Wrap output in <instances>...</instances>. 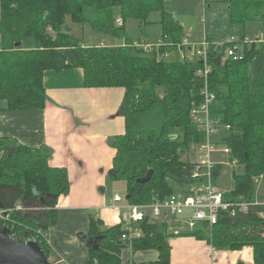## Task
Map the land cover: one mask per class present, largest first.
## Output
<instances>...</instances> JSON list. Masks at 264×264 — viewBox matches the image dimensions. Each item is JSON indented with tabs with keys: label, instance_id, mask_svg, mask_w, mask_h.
Instances as JSON below:
<instances>
[{
	"label": "trees",
	"instance_id": "1",
	"mask_svg": "<svg viewBox=\"0 0 264 264\" xmlns=\"http://www.w3.org/2000/svg\"><path fill=\"white\" fill-rule=\"evenodd\" d=\"M166 1L0 0V100L6 101L9 109H43L48 100L44 84L48 70L82 68L84 87L125 89L120 113L126 118V132L111 140L117 154L109 179L127 182L126 198L133 204H150L154 197L163 200L180 190L187 192L198 182L192 177L193 159L183 156L203 138L191 112L203 101L206 81L198 71L204 64L177 55L160 61L158 51L147 53L129 39L113 46H83L80 38L64 31V25L69 16L74 22L89 23L96 31L124 37L128 19L148 25L155 22L151 15L159 13V38L169 42L159 52L173 53L186 32L166 8ZM222 1L229 5L233 24L264 22V0ZM208 40L207 80L216 96L210 111L231 125L222 142L232 148L231 157L242 168L233 172V186L225 191V201L235 203L242 198L250 204L245 214L231 216L224 211L210 235L206 224L185 233L207 240L216 249L249 245L255 263L264 264V218L260 216L264 201L257 200L255 194L256 178L264 173V40L235 37L222 45L211 37ZM51 156L52 149L46 145L32 148L0 137V209L19 201L41 209L51 207L48 213L52 223L56 222L57 212L52 209L58 198L69 192L70 181L65 168L50 166ZM223 169L222 165L215 169L216 183ZM150 171L149 178L143 180ZM12 219L18 240L42 230L37 242L49 257L48 223L26 212L13 213ZM102 226V221L92 216L87 237L98 240V247H89L87 264H122V250L129 246L122 239L123 223ZM137 226L144 236L134 240L132 251L155 249L159 259L148 264H170L169 239L174 233L168 224L146 219Z\"/></svg>",
	"mask_w": 264,
	"mask_h": 264
},
{
	"label": "crops",
	"instance_id": "2",
	"mask_svg": "<svg viewBox=\"0 0 264 264\" xmlns=\"http://www.w3.org/2000/svg\"><path fill=\"white\" fill-rule=\"evenodd\" d=\"M208 2L210 7L213 2L225 4L230 16L227 2L204 0L205 7ZM166 8L170 11L167 5ZM170 12L189 33L183 21ZM257 23L264 26L262 21ZM158 25L157 40L162 32ZM205 32L214 43L220 41L223 34L208 31L206 20L203 35ZM82 82V68L61 72L48 70L44 76L48 100L43 109H9L6 101L0 100V137L15 139L32 148L46 145L52 149L50 166L68 171L70 189L58 198L55 223L47 211L49 207L42 208L41 213L38 208L26 212L48 223L49 260L53 264H87L89 247L83 236L89 231L92 216L102 221L103 228L123 220L122 204L113 199L121 193L112 195L109 173L117 154L111 140L126 132V118L120 113L125 89L120 86L84 87ZM256 199L264 201V194L256 192ZM163 217L170 232L182 231L170 238V264H256L251 246L216 249L207 240L186 234L181 217H173L167 211ZM158 259L159 252L155 249L133 252L126 248L121 253L122 264H148Z\"/></svg>",
	"mask_w": 264,
	"mask_h": 264
},
{
	"label": "built area",
	"instance_id": "3",
	"mask_svg": "<svg viewBox=\"0 0 264 264\" xmlns=\"http://www.w3.org/2000/svg\"><path fill=\"white\" fill-rule=\"evenodd\" d=\"M118 23L122 25L121 18ZM235 40V37L228 39L222 38L217 45H222L227 41ZM249 41L250 39L247 38ZM264 39L257 37L250 41H263ZM169 42L159 38L156 43H147L145 40L134 41L136 47L142 48L147 53L158 51L157 57L160 61L172 59L171 52H159V48L168 45ZM211 42L205 34L200 41H192L186 34L178 46V58L181 59H198L204 64V68L198 71L199 76H203L206 83L202 88L203 101L199 107L192 110L191 116L203 134V138L195 143V159L192 177L198 179V182L189 186L187 192H176L167 198L160 200L157 197L153 198L150 204H133L126 197L119 194L114 195L115 202H125L122 204V222L124 232L122 239L128 241V248L132 250L134 240H138L144 236V231L138 224H142L146 219L147 222L167 223L163 217L167 211L173 217H181L185 223L186 231L198 229L200 224H206L209 231H212L215 224L218 223L219 217L225 212L231 216L245 214L248 211L249 202L239 200L238 202L225 201V190L218 186L214 181L215 169L219 165L224 167L236 168L239 166L238 160L231 157L232 148L222 142V138L231 132V125L225 124L221 118L216 117L210 111L212 104L216 98L215 94L210 91L208 84V73L210 64L208 63V50ZM229 54H234L233 50H229ZM264 177V173L260 178ZM37 209L33 206H27L21 201L10 207L0 209V220L3 221V227H7L10 231L9 236L15 240L13 233L16 225L12 219V214L19 212H27ZM188 211L189 215H185ZM264 218V212L260 213ZM2 227V228H3ZM42 233L41 229L36 231V234L24 241H36L37 237ZM174 234H181L182 231L175 229ZM21 241V240H20ZM50 242V241H49Z\"/></svg>",
	"mask_w": 264,
	"mask_h": 264
},
{
	"label": "rangeland",
	"instance_id": "4",
	"mask_svg": "<svg viewBox=\"0 0 264 264\" xmlns=\"http://www.w3.org/2000/svg\"><path fill=\"white\" fill-rule=\"evenodd\" d=\"M209 4L210 2H208L205 7L204 0H170L166 5L170 11L175 13L176 16L183 21L185 28L190 33L189 34L186 32V34L192 41L202 40L205 34L208 36L207 32H205L203 35L205 20L208 31L212 30L214 34L223 33L219 40L224 37L230 38L232 36H235L238 39H242L244 36L252 40L257 37L264 39V26H261L259 23H257L258 21H251L244 25L233 24L230 21V16L225 4L221 2H213L211 7ZM116 13H119V9H116ZM159 18V13H153L151 15V19L155 22L148 25H139L136 19L130 18L126 22L125 36L114 37L112 35L96 31L89 23L81 24L74 22L68 16L64 25V31L70 32L73 36L80 38L83 46H113L115 44L125 43L126 39L139 42H141V40H146L147 43H156L160 32V26L157 23ZM193 32H195V34H193ZM218 42L219 41L216 43ZM178 53L179 50L173 52L172 57H176ZM195 154V148H192L190 151L186 152L183 158L195 159ZM241 170L242 168H240V166H237L236 168L224 167L221 177L218 179V186L225 191L230 190L233 186V172H240ZM260 176H258L256 179L260 178ZM110 190L112 195L118 192L121 193L122 196H126L127 182L124 179L112 180ZM179 192H181V190ZM256 192L259 194H264V178L258 179L255 183V194ZM241 200L244 199L241 198ZM120 203L124 204L125 202ZM38 209L41 210V213L42 209ZM48 209L51 210V207ZM52 210H55V207ZM187 215H189L188 211H186L185 215L182 217ZM210 233L212 234V231L208 232L209 235Z\"/></svg>",
	"mask_w": 264,
	"mask_h": 264
},
{
	"label": "water",
	"instance_id": "5",
	"mask_svg": "<svg viewBox=\"0 0 264 264\" xmlns=\"http://www.w3.org/2000/svg\"><path fill=\"white\" fill-rule=\"evenodd\" d=\"M17 45V44H16ZM148 172L147 180L151 175ZM9 229H0V264H52L40 244L36 241H20L9 236ZM83 236L88 247H98V240Z\"/></svg>",
	"mask_w": 264,
	"mask_h": 264
}]
</instances>
